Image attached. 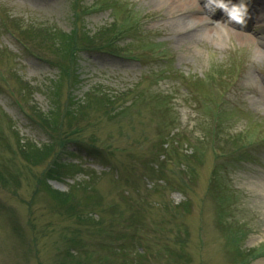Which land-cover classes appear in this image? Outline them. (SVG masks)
I'll return each mask as SVG.
<instances>
[{
  "label": "rangeland",
  "instance_id": "obj_1",
  "mask_svg": "<svg viewBox=\"0 0 264 264\" xmlns=\"http://www.w3.org/2000/svg\"><path fill=\"white\" fill-rule=\"evenodd\" d=\"M243 2L246 26L205 0L189 25L169 0H0V264H264V0Z\"/></svg>",
  "mask_w": 264,
  "mask_h": 264
},
{
  "label": "trees",
  "instance_id": "obj_2",
  "mask_svg": "<svg viewBox=\"0 0 264 264\" xmlns=\"http://www.w3.org/2000/svg\"><path fill=\"white\" fill-rule=\"evenodd\" d=\"M18 28H19V23H18ZM21 31H22L23 35L27 34L28 37L36 34L35 36H37L36 37L37 39H40V41H42V42L45 41L43 39V34L45 33V30H43V32L41 34H39V32H34L32 29L27 30V31H24V30L20 29V33H21ZM24 36H26V35H24ZM47 39L49 40V38H47ZM68 39L69 38L67 36L64 37L61 40V42H60L59 38H55L54 39L55 43L57 45H59V47H61V49L57 48L60 52L63 51L62 49L65 46L64 41H68ZM32 40H33V38H32ZM34 40H35V38H34ZM64 51L66 52V55L68 56L70 51H71V49L69 50V42H68V45L64 48ZM81 111H82V109H81ZM75 114L76 113H74V114H72V116L68 117L69 122H72V120L74 118H76ZM42 115H44V114H42ZM39 117L43 120V116L40 115ZM47 124L52 130L60 129L61 120H59L58 113L54 112L53 114H50V116L47 118ZM54 147H55V144L52 143L50 145L49 144H45L42 147V149H40V148L37 147V144H35L33 142H29L28 144L22 146L21 153L23 154V157L26 160H28V162H31L32 164H37L40 161L46 160L49 156H51L52 153H53ZM45 184L46 185H45L44 188H46V190L49 192V194H51V196L57 201V204L60 207L68 206L67 207V210H68L69 207L73 206V205L71 206V203H70V201H72V198H73L72 194H70L68 192H63V191H60V190L53 189L49 185V183H47V181L45 182ZM81 217H84V216L82 215ZM76 243L80 244L79 240H77Z\"/></svg>",
  "mask_w": 264,
  "mask_h": 264
},
{
  "label": "clouds",
  "instance_id": "obj_3",
  "mask_svg": "<svg viewBox=\"0 0 264 264\" xmlns=\"http://www.w3.org/2000/svg\"><path fill=\"white\" fill-rule=\"evenodd\" d=\"M205 8L210 13H215L217 10H222L228 17V21L246 26L249 18V8L241 0L240 3H232L231 0H205Z\"/></svg>",
  "mask_w": 264,
  "mask_h": 264
},
{
  "label": "bare ground",
  "instance_id": "obj_4",
  "mask_svg": "<svg viewBox=\"0 0 264 264\" xmlns=\"http://www.w3.org/2000/svg\"><path fill=\"white\" fill-rule=\"evenodd\" d=\"M156 1L157 2H161L163 0H156ZM169 3H170L169 4L170 7H172V10L174 12H176V11H181L182 12L183 11L181 15H183V14L184 15L180 19H178L177 22L179 21V22H182L183 24H187V25H189V23H192V21H189V15L187 14V11H192V9H194V11L197 12V11H201L202 8H203V10L205 9V6L202 7V8H200V7L197 8V3L198 2L195 3L194 5H192L193 0H169ZM194 18L197 19V22H199V23L203 22L204 24H206V20H207L206 17H197L196 16ZM225 21H226V23L230 22V21H228V17L225 18ZM195 22L196 21H194V23ZM205 26H206V28H210V27L207 26V24Z\"/></svg>",
  "mask_w": 264,
  "mask_h": 264
}]
</instances>
